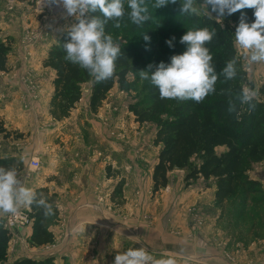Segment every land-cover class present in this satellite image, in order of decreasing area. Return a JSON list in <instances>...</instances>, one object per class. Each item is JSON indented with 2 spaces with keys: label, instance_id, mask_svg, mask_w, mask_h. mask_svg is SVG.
Wrapping results in <instances>:
<instances>
[{
  "label": "rangeland",
  "instance_id": "obj_1",
  "mask_svg": "<svg viewBox=\"0 0 264 264\" xmlns=\"http://www.w3.org/2000/svg\"><path fill=\"white\" fill-rule=\"evenodd\" d=\"M179 2L178 6H181V0ZM154 3L155 0H145L147 7H154ZM174 4L169 3L166 7L154 8L155 11L164 10L165 12L170 11ZM197 6L200 7V14H207L208 11L211 16L217 18V14L211 12L210 6L208 9L199 3ZM129 11L125 10V16L120 21L119 27H116L114 23L113 40L115 43L118 45L128 42L150 44L154 40H162L155 30L150 41H145L141 34L150 30V27L142 25L136 29L128 16ZM74 23H76L75 17L67 16L62 5H48L47 0H41V2L40 0H0V41L11 45L8 56L9 71H0V104L2 105L0 112H5L3 106L7 103H10V107L14 106L16 109L19 108L20 112H24L23 117H17V115L13 117L17 121L22 119L20 125L22 127L20 130L11 129L10 132L13 134L9 138L12 142L17 139L22 145L20 146L22 151L24 149L26 151V148L29 147V139L34 134L33 118L35 116L32 112L36 109L39 121H41L50 102L48 85L50 78H54L55 72L50 68L43 67L42 60L51 47L56 44L59 37ZM238 54L243 67L247 70L250 79L254 81L256 89L259 90L258 97L264 99V92H261L264 90V63L253 64L249 67L239 51ZM149 65H152V62L145 66L133 67L127 76L131 84L130 88L125 90L116 85L108 93L107 99L96 114L91 112L89 105H85L88 96H91L93 80L82 84L84 98L80 106L79 120L76 124L65 123L67 125L65 128V145L69 146V154L71 155L70 162L65 164V184L68 185V188L77 190L71 183L75 175L74 172H82L88 168L90 171H94L93 180H97L96 177H99L100 172L105 169L108 177L109 175H114V177L117 175L112 178L114 181L112 180V184L108 186V189L113 186L112 193L108 196L111 200H105L108 194L106 192L100 193L101 191H99L97 196L99 202L104 203L108 208L111 207L112 215L117 217L125 213L129 215L124 204H133L134 211L132 210V214L135 222L141 221L146 228L150 229L153 225V218L162 217V206L176 201L181 207L189 206L187 210L188 237L193 238L210 222L211 218L206 211L204 212L199 207L197 201L211 202L210 196L212 195L209 194L213 192V189H216L213 188L215 181L199 179L188 184L185 177L189 168L175 169L169 173L170 182L168 186L156 193L153 192L152 174L160 151V145L154 143L157 122L151 120L140 123L136 121V117L130 109L132 105L139 103L146 106L150 101L149 91L152 84L150 81L142 80L139 76V71L148 70ZM16 120L14 123H17ZM3 126H6V121L0 114V146H3L4 142L6 144L9 142L8 140L4 141L5 137L1 131ZM41 129L39 127L37 151L32 155V158H38L41 161V169L33 171L29 169V166L26 168L21 161L23 167L19 171L20 176L29 174L26 177L28 183L31 180L43 181L42 177L47 173L49 174V168H51L48 165L50 153L49 146L45 141V127L43 126ZM17 134H21L22 137L18 138ZM57 138L60 140V136H54V138L50 136L51 142ZM217 151L220 153L223 148H218ZM87 156L92 159L85 160ZM193 161L196 162L197 159L195 158ZM247 175L250 179L259 182V190L246 197L239 193L228 201L224 211L214 203V199L212 200V207L216 206L221 210L220 214L217 212L216 215L212 214L214 215L213 220L215 219V227L211 230L213 231L211 235L216 238L213 243L216 247H221L235 264H256L250 256L246 263L237 262L236 256L241 254L240 251L243 248L247 249L253 243L264 240V162L249 164ZM55 176H57L55 181L59 182V175ZM64 178L62 177V179ZM116 181L118 182L116 183ZM118 186L121 188L120 192H117ZM39 188L46 189L44 197L58 209L53 198L55 192L48 187L39 186ZM34 190L36 189L34 188ZM187 191L195 194V196H197L198 191L199 193L206 191L207 195L202 198L197 197L190 203L189 199L182 198ZM112 203L115 204L112 205ZM156 203H158V208L154 210L153 205ZM27 208H22L20 211L29 216ZM60 213L58 209V213L52 215L49 221V228H56V233L53 232L54 235L56 234L54 243L45 246H32L28 237L23 236L21 240L12 239L7 263H14L23 258L42 260L52 257L53 264H78V260L75 263L70 258L65 257L64 224L66 222H64L65 218L60 217ZM172 221L170 219L169 223ZM33 222L34 220L29 219V223H25L23 228L29 227ZM138 226L137 224L135 228L138 229ZM178 235H181V232ZM220 237L223 238V241ZM226 239L228 241H225ZM58 245H62L59 248V253L53 254V250L56 251L53 247ZM112 252L111 261L114 262L113 259L118 251ZM108 255L102 253L101 257L98 255L99 258L92 256L93 260L82 261L81 263L101 264L102 258H108ZM107 261L108 259H105L104 263L107 264Z\"/></svg>",
  "mask_w": 264,
  "mask_h": 264
},
{
  "label": "trees",
  "instance_id": "obj_2",
  "mask_svg": "<svg viewBox=\"0 0 264 264\" xmlns=\"http://www.w3.org/2000/svg\"><path fill=\"white\" fill-rule=\"evenodd\" d=\"M179 3L176 0L171 10L165 12L148 7L151 20L143 26L148 25L150 30L143 32L141 37L144 34L151 37L156 30L162 40H154L150 44H120L121 56L116 61L114 76L103 82H96L85 69L65 60L63 44L68 40V30L65 31L42 60L43 67L55 72L49 115L57 121L68 118L83 98L82 84L89 80H93L89 108L92 113H98L108 93L116 85L125 90L130 88L127 76L133 67L152 62L151 70L155 71L161 62L168 64L173 55L182 54L186 50V45L181 44L180 39L187 30L204 27L215 29L216 35L206 47L213 56L212 63L218 74L229 60L237 59V76L234 80L226 81L220 75L215 86L216 92L201 103L192 100H162L158 89L151 85L150 101L146 106L139 103L132 105L130 109L140 123L151 120L157 122L154 143L160 145V151L152 174L153 192L168 186L171 171L189 168L185 177L188 184L199 179L215 181L214 203L224 211L228 201L239 193L246 197L259 190V182L250 179L247 171L249 164L264 162V99L256 98V108L252 112L247 111V106H244L239 119L227 111L229 99L234 98L242 87L256 89L234 45V34L241 15L245 16L246 22L252 23L255 19L254 9L246 8L232 15L225 14L218 21L208 14L182 15ZM197 3L202 4V0H197ZM125 10H129L126 3ZM114 23L115 21H109L106 25V34H110L113 39ZM140 27L135 25L136 29ZM173 37L172 47H169L166 41ZM10 51L11 45L0 41L2 72L9 71ZM225 90H230L232 97ZM1 131L6 137L13 134L4 129ZM16 136L22 137L21 134ZM218 148L224 149L219 153ZM195 158L196 162L193 161ZM0 166L15 167L18 171L23 167L17 158L0 159ZM120 190L118 186L117 192ZM35 191L44 196L46 189L37 188ZM47 201L51 203L50 200ZM53 208L56 215L58 209L54 205ZM51 217L45 218L43 209L29 207V218L34 220L33 232L29 237L32 246H45L55 242L56 237L49 228ZM12 239V232L0 218V264H8ZM53 261L52 257L42 260L23 258L9 264H53Z\"/></svg>",
  "mask_w": 264,
  "mask_h": 264
},
{
  "label": "clouds",
  "instance_id": "obj_3",
  "mask_svg": "<svg viewBox=\"0 0 264 264\" xmlns=\"http://www.w3.org/2000/svg\"><path fill=\"white\" fill-rule=\"evenodd\" d=\"M41 2V0H40ZM48 5H62L67 16L75 17L76 23L68 29V40L63 44L65 60L85 69L96 82L112 79L116 61L121 56V49L110 34H106V25L120 21L125 16V3L130 10L131 22L140 27L151 20L145 0H47ZM176 0H155L156 9L166 7ZM202 6L211 8L217 19L225 14L232 15L237 11L254 9V22H246L242 14L234 34V45L243 56L247 65L264 63V0H202ZM182 15H200L197 0H181ZM98 13V14H97ZM210 16V13L207 11ZM216 35L215 29L207 27L187 30L180 43L186 45L182 54L173 55L170 63L161 62L152 71H139L142 80L150 81L158 89L160 99L201 103L210 94L216 92V83L222 75L226 81L237 76V59L229 60L218 74L213 65V56L206 44ZM145 41L150 37L143 35ZM175 37L166 41L169 47ZM225 93L232 97L230 90ZM259 90L244 86L234 98H230L227 111L240 118L244 106L252 112ZM35 206L43 209L45 218L55 215L53 205L43 194H38L28 187L15 167L0 166V217H15L25 207ZM114 264H177L174 257L155 258L144 247L130 248L115 256Z\"/></svg>",
  "mask_w": 264,
  "mask_h": 264
},
{
  "label": "crops",
  "instance_id": "obj_4",
  "mask_svg": "<svg viewBox=\"0 0 264 264\" xmlns=\"http://www.w3.org/2000/svg\"><path fill=\"white\" fill-rule=\"evenodd\" d=\"M52 81L53 78H50L48 85L50 89L49 99H51L53 93ZM89 99L90 95L88 96L85 105H89ZM82 100L77 104V107L72 111L71 115L61 121H57L49 115V106L48 110L46 108L45 113H43V119L39 121L38 112L34 109L32 112L35 116L33 118L34 134L29 139V147L26 148V151H24L25 149L23 151L21 150L20 146L22 145L17 139H14L13 142L10 141V137H6L4 132V141L8 140L9 142L7 144L4 142V145L0 146V159L17 158V160L22 161L25 167L28 168L30 159L32 158V155L36 153L39 144V127L40 129L43 128V126L45 127V141L49 146L50 153V157L48 158V165L51 166V168H49L50 172L42 177L43 181L31 180L29 181L30 183H28L25 175H21V178L28 187L37 189L39 186H43L48 187L51 191L55 192L53 198L61 212L60 217L62 216V218H65L64 222H66L64 224L65 257L70 258L71 261L75 263L78 260V264H80L82 261L93 260L92 256L99 258L102 253H107V255L109 254L108 258H102L101 264H105V259H108L107 264H114V262L111 261L113 255L112 251L122 253L130 248L144 247L157 259L169 256L174 257L177 264H235V262L231 261L229 256L223 252L221 247H216L213 243L216 238L214 235H211L213 232L211 230L215 227V219L213 220L214 215L212 214L216 215V212L218 214L221 212L216 206L212 207L215 189L209 194L212 195L210 196L211 202L197 201L199 207H201L204 212L206 211L211 219L205 229L200 231L193 238H190L188 237L187 215L189 206L181 207L176 201L172 204H164L162 206V217H158L157 219L153 218V225L150 229L146 228L141 221L135 222L134 215L132 214L134 208L133 204H124L126 211H129V215L127 213L120 214V217L112 215L111 213H113V211L111 210V207L108 208L107 205L99 202L97 196V192L99 191H101L100 193L106 192L108 194L105 200H111L108 196L112 193L113 186L111 189H108V186L112 184V178H115L117 175L115 177L114 175H109L108 177V173L105 169L100 172L99 177H96L97 180H93L94 171H90L88 168L82 172H74L75 175L73 176V182L71 183H73V186H75L74 188H77L79 192L68 188V185L65 184L64 178L65 164L70 162L71 155L69 154V146L65 145V128L67 126L65 123H77L79 120L78 116L81 113L80 106L82 105ZM1 106L2 105L0 104V110L2 109ZM3 107L5 112H0L6 121V126H3V129L7 131H11V129L20 130V127H22L20 126L22 124V119L17 121L16 119H13V117H15V115H17V117H23L24 112H20L19 108L16 109L14 106L10 107V103L5 104ZM14 120H16L17 123H14ZM50 136L53 138L54 136H60V140L57 138L54 142H51ZM82 159L84 158L82 157ZM91 159L92 158L88 156L85 158V160ZM108 170L109 169L107 168V171ZM55 175H59V182L55 181V178L57 177ZM51 177H54V179H51ZM62 177L64 179H62ZM117 182L118 181H116V183ZM95 186L96 189H94ZM213 188L215 187L213 186ZM175 195L177 196V194ZM196 195L197 196L187 191L182 198L189 199V202L192 203V200L197 197H206L207 192L203 191V193H199L198 191ZM114 204L115 203H112V205ZM156 208H158V203L153 205V209L156 210ZM27 209L29 210V207ZM144 210L146 211L147 208ZM0 218L4 220L5 216ZM170 219L173 220L171 222L172 224L169 223ZM137 224L139 225L138 229L135 228ZM55 229L50 228L52 232L56 233ZM32 232L33 223L27 228L18 230L13 239L21 240V237L23 236L29 238ZM179 232H181V235H178ZM58 239L59 237L57 240ZM220 239L223 241V238L220 237ZM225 241L228 240L226 239ZM262 244H264V240L253 243L247 249L243 248L240 251L241 254L239 256L237 254L236 256L238 260L237 262L240 261L241 263H246L247 258L250 256L254 263L264 264V247H262ZM62 245L53 247L56 249V251L53 250V254L59 253V248Z\"/></svg>",
  "mask_w": 264,
  "mask_h": 264
},
{
  "label": "built area",
  "instance_id": "obj_5",
  "mask_svg": "<svg viewBox=\"0 0 264 264\" xmlns=\"http://www.w3.org/2000/svg\"><path fill=\"white\" fill-rule=\"evenodd\" d=\"M29 169H32L33 171H39L41 169V161L38 158L30 159ZM27 175L29 176V174ZM27 175L25 176L28 177ZM29 219L30 218L28 215H25L24 212L20 211L15 217L6 216L4 219V224L12 232L14 238L17 231L25 227V223H29Z\"/></svg>",
  "mask_w": 264,
  "mask_h": 264
}]
</instances>
